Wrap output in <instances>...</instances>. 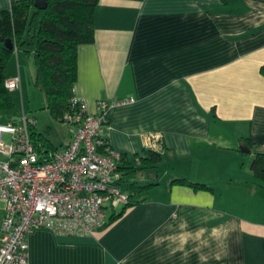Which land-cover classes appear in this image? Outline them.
<instances>
[{"label": "crops", "instance_id": "obj_1", "mask_svg": "<svg viewBox=\"0 0 264 264\" xmlns=\"http://www.w3.org/2000/svg\"><path fill=\"white\" fill-rule=\"evenodd\" d=\"M262 65L264 0H99L73 94L90 112L132 99L102 134L136 165L159 153L140 173L154 185L91 235L32 229L28 264H264V179L251 168L258 157L264 169ZM3 215L0 200V232Z\"/></svg>", "mask_w": 264, "mask_h": 264}, {"label": "built area", "instance_id": "obj_2", "mask_svg": "<svg viewBox=\"0 0 264 264\" xmlns=\"http://www.w3.org/2000/svg\"><path fill=\"white\" fill-rule=\"evenodd\" d=\"M5 86L20 88L19 75ZM131 101L100 99L90 112L84 99L72 97L60 119L71 130L62 148L38 141L36 118L24 111L0 120V264H28V234L34 228L91 235L103 225L107 209L128 202L117 185L121 155L111 150L102 128L112 107Z\"/></svg>", "mask_w": 264, "mask_h": 264}, {"label": "trees", "instance_id": "obj_3", "mask_svg": "<svg viewBox=\"0 0 264 264\" xmlns=\"http://www.w3.org/2000/svg\"><path fill=\"white\" fill-rule=\"evenodd\" d=\"M99 0H48L43 9L34 6V0H15L8 9L0 10V36L10 38L14 48H7L0 40V120L18 114V110L5 86L6 64L15 49L32 57L34 63L33 82L44 95L46 108L60 121L70 109L73 86L77 78V48L80 44L94 41V12ZM264 75V65L260 67ZM33 136L44 145L51 142L39 135ZM136 157V155H135ZM160 154L149 151L146 157H137L140 165L121 156L119 169L121 178L117 182L120 190L129 196L122 209L111 219L123 213L126 207L140 201L142 192L153 187V183L140 180V173L154 166ZM254 174L264 179V169L259 158L253 159ZM173 183L185 184L194 189H209L204 183L175 178Z\"/></svg>", "mask_w": 264, "mask_h": 264}, {"label": "rangeland", "instance_id": "obj_4", "mask_svg": "<svg viewBox=\"0 0 264 264\" xmlns=\"http://www.w3.org/2000/svg\"><path fill=\"white\" fill-rule=\"evenodd\" d=\"M34 68L32 57L25 56L21 51L15 49L7 60L6 77L9 79V76L19 75L20 88L10 90V95L18 114L24 111L36 118V136L39 138L40 135L59 147L63 137H66L67 129L46 108L43 92L33 82ZM151 171H153L152 176L156 177L157 172L153 169L146 170L145 174L149 175ZM120 208L121 205L118 209Z\"/></svg>", "mask_w": 264, "mask_h": 264}, {"label": "water", "instance_id": "obj_5", "mask_svg": "<svg viewBox=\"0 0 264 264\" xmlns=\"http://www.w3.org/2000/svg\"><path fill=\"white\" fill-rule=\"evenodd\" d=\"M48 0H34V6L39 9H43L47 6ZM0 40L3 41L4 45L9 48L13 49V41L10 38H3V36H0Z\"/></svg>", "mask_w": 264, "mask_h": 264}]
</instances>
